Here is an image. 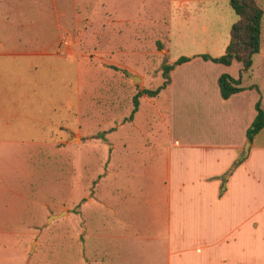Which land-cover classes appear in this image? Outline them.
I'll use <instances>...</instances> for the list:
<instances>
[{"label":"crops","instance_id":"0c3cea01","mask_svg":"<svg viewBox=\"0 0 264 264\" xmlns=\"http://www.w3.org/2000/svg\"><path fill=\"white\" fill-rule=\"evenodd\" d=\"M216 3L170 0L163 16H149L167 24L170 39L175 22L190 19L192 6ZM201 29L209 36L208 25ZM229 43L217 38L215 54L186 56L191 60L174 68L158 96H140L132 125L115 128L113 172L99 175L96 198L84 209L93 234L84 264H264V129L252 142L247 136L258 103L264 111V18L261 49L248 71L237 61L225 66L203 58L222 57ZM166 51L165 65L182 58L168 45ZM67 54L74 58L75 50ZM54 55L48 49L0 51V264H26L24 254L11 251L18 242L10 231L25 229L27 151H45L51 162L57 149L53 79L50 73L43 81L36 65L42 60V67H51ZM137 63L131 58L127 70L149 69L147 60ZM163 67L158 88L165 82ZM134 73L128 72L131 81ZM225 74L241 80L243 89L227 100L219 87ZM136 89V95L150 90ZM27 129L41 131L42 141L27 137ZM138 167L148 172L137 174Z\"/></svg>","mask_w":264,"mask_h":264},{"label":"rangeland","instance_id":"374dc122","mask_svg":"<svg viewBox=\"0 0 264 264\" xmlns=\"http://www.w3.org/2000/svg\"><path fill=\"white\" fill-rule=\"evenodd\" d=\"M168 1L0 0V51L48 49L55 54L51 67H42V60L36 65L43 81L46 75L49 80L50 73L53 79L57 111L52 104L51 131L53 140L58 135L57 149L52 150L51 162L45 151L26 150V224L25 229L10 231L18 242L11 251L24 254L26 264H67L69 260L84 264L93 235L85 205L96 198L99 175L113 172V133L118 126L132 125L129 117L136 87L158 88L167 45L173 57H186L215 54L217 38L230 41L239 18L229 0H213L217 5L206 8L192 6L190 19L175 22L170 39L167 24L149 16L155 11L163 16ZM257 1L264 10V0ZM113 8L119 16L133 19H119ZM203 25L216 38L206 35ZM67 49L75 50L74 58L68 57ZM131 58L140 66L147 60L149 69L127 70ZM128 72H137L147 82L131 81ZM28 131L27 137L33 133V140L42 141L41 131ZM134 170L148 172L140 167Z\"/></svg>","mask_w":264,"mask_h":264},{"label":"trees","instance_id":"16d2710c","mask_svg":"<svg viewBox=\"0 0 264 264\" xmlns=\"http://www.w3.org/2000/svg\"><path fill=\"white\" fill-rule=\"evenodd\" d=\"M230 5L239 20L232 26L230 43L226 53L220 58H211L208 55L203 56V58L207 61L211 60L214 63L225 66H230L233 62L237 61L242 63L244 71H248L253 65V57L258 54L261 49L264 10L258 5L256 0H230ZM190 60L191 59L188 57H182L174 65H165L163 67V78L165 79L164 84L157 90H144L134 97V109L130 119H133L139 109V98L142 94H146L149 97L158 96L160 92L170 84V73L174 68L183 65ZM240 85L241 80H235L227 74L221 76L219 79V87L223 99L227 100L234 94L242 92L243 89ZM263 129L264 111L262 110L260 103H258L256 119L247 133L249 141L252 142L255 136Z\"/></svg>","mask_w":264,"mask_h":264},{"label":"water","instance_id":"95a60500","mask_svg":"<svg viewBox=\"0 0 264 264\" xmlns=\"http://www.w3.org/2000/svg\"><path fill=\"white\" fill-rule=\"evenodd\" d=\"M132 79H133L136 83L140 81V78L135 77V76H133ZM248 146H249V145H248ZM248 148H249V147H248ZM248 148H247V150H246V153H248ZM58 217H60V216H55V218H58Z\"/></svg>","mask_w":264,"mask_h":264}]
</instances>
